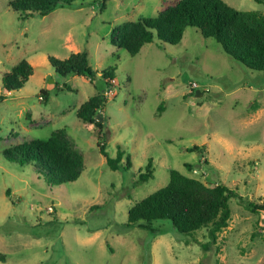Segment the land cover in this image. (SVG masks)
Returning <instances> with one entry per match:
<instances>
[{
	"label": "rangeland",
	"instance_id": "1",
	"mask_svg": "<svg viewBox=\"0 0 264 264\" xmlns=\"http://www.w3.org/2000/svg\"><path fill=\"white\" fill-rule=\"evenodd\" d=\"M8 1L0 0V76L20 59L32 74L18 90L0 87V264H264V213L246 205L264 201V71L234 61L194 27L177 44L154 38L133 56L110 44L113 27L155 16L173 0H106L101 11L99 0H84L43 16H24ZM223 1L264 10V0ZM82 50L92 78H62L47 61ZM109 68L106 86L100 72ZM40 88L47 89L45 102L37 98ZM107 90L113 94L97 131L75 111ZM60 128L82 155L72 182L46 185L32 166L2 155ZM97 139L107 156L117 147L129 155V168L111 170ZM193 145L201 153L190 151ZM149 159L152 177L139 183ZM171 168L240 196L228 199L229 220L214 241L206 228L182 234L167 220L125 226L127 209L163 186Z\"/></svg>",
	"mask_w": 264,
	"mask_h": 264
},
{
	"label": "trees",
	"instance_id": "2",
	"mask_svg": "<svg viewBox=\"0 0 264 264\" xmlns=\"http://www.w3.org/2000/svg\"><path fill=\"white\" fill-rule=\"evenodd\" d=\"M84 0H9L8 6L24 16L35 14L43 16L53 7L81 4ZM106 0H99L101 11ZM260 2L259 0H255ZM186 27H194L202 37L213 38L221 50L231 59L252 70L264 71V15L241 11L228 6L223 0H173L158 10L155 16H140L113 27L109 34L112 46L121 48L129 56L135 55L140 47L154 38L167 44H177ZM53 72L62 77L82 75L92 78L96 72L88 66L85 50L69 53L59 59L47 56ZM32 74V66L20 59L9 71L0 76V87L5 92L18 90ZM105 85L113 81L112 69L100 72ZM47 89L40 88L37 98L47 101ZM106 97L102 91L89 96L77 107L75 115L82 122L93 124L100 129L101 109ZM160 105L157 112H160ZM99 138V136L97 137ZM105 163L111 170L119 166H130L129 155L117 147L114 157L105 154L103 144L96 140ZM190 151L201 153V148L193 145ZM3 157L19 165L29 164L34 172L42 176L46 185L54 186L72 182L83 170L81 153L71 145L63 128L50 133L45 139H30L2 150ZM123 159V164L120 165ZM189 167L190 165L185 164ZM152 177L150 159L138 173L137 182H146ZM237 197L235 189L222 183L208 185L200 180L184 175L175 169H168L167 182L133 203L126 212L125 226L131 227L139 222L167 220L172 228L182 234H193L206 228L209 240L214 241L217 233L227 226L229 220V198ZM251 211L264 213V201L258 204L248 202ZM264 228V227H263ZM162 230H152L160 234ZM264 242V236L261 237ZM3 255L0 254V260Z\"/></svg>",
	"mask_w": 264,
	"mask_h": 264
},
{
	"label": "built area",
	"instance_id": "3",
	"mask_svg": "<svg viewBox=\"0 0 264 264\" xmlns=\"http://www.w3.org/2000/svg\"><path fill=\"white\" fill-rule=\"evenodd\" d=\"M195 86H196L195 84H191L190 85L191 88H194ZM103 94H104L105 97H108V96H111L113 93H112V91L107 90V91L103 92Z\"/></svg>",
	"mask_w": 264,
	"mask_h": 264
},
{
	"label": "water",
	"instance_id": "4",
	"mask_svg": "<svg viewBox=\"0 0 264 264\" xmlns=\"http://www.w3.org/2000/svg\"><path fill=\"white\" fill-rule=\"evenodd\" d=\"M195 95L196 96H200L201 95V92H199L198 90L195 91ZM101 118V117H100Z\"/></svg>",
	"mask_w": 264,
	"mask_h": 264
},
{
	"label": "crops",
	"instance_id": "5",
	"mask_svg": "<svg viewBox=\"0 0 264 264\" xmlns=\"http://www.w3.org/2000/svg\"><path fill=\"white\" fill-rule=\"evenodd\" d=\"M260 2H262L263 0H259ZM259 3V2H258ZM263 6V5H262ZM259 14H262L264 15V10L262 12H259ZM255 109H258V108H255Z\"/></svg>",
	"mask_w": 264,
	"mask_h": 264
}]
</instances>
